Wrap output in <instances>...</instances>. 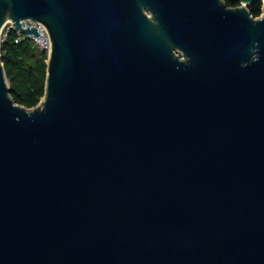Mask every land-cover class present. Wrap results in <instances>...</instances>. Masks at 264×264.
<instances>
[{"label":"water","instance_id":"95a60500","mask_svg":"<svg viewBox=\"0 0 264 264\" xmlns=\"http://www.w3.org/2000/svg\"><path fill=\"white\" fill-rule=\"evenodd\" d=\"M230 1L0 0V264H264V11ZM28 19L33 108L1 54Z\"/></svg>","mask_w":264,"mask_h":264},{"label":"trees","instance_id":"16d2710c","mask_svg":"<svg viewBox=\"0 0 264 264\" xmlns=\"http://www.w3.org/2000/svg\"><path fill=\"white\" fill-rule=\"evenodd\" d=\"M230 6L239 4L225 0ZM255 17L264 11L263 0L249 6ZM17 30L10 29L1 42L2 61L9 83L13 85L11 95L15 101L29 108L36 107L46 93L49 52L38 48L30 38L20 39Z\"/></svg>","mask_w":264,"mask_h":264},{"label":"built area","instance_id":"2783aa9c","mask_svg":"<svg viewBox=\"0 0 264 264\" xmlns=\"http://www.w3.org/2000/svg\"><path fill=\"white\" fill-rule=\"evenodd\" d=\"M22 25L24 28L36 27L41 33V35L37 36L33 33H26L24 32V30L19 29L17 30L18 35H19V37L16 40L17 42H19L20 39L30 38L35 41V44L38 46L40 50L48 51L49 53L51 52L52 39H51L50 32L44 23L40 21L28 19V20L22 21ZM12 28L15 29L14 22L12 20H8L2 29L1 42L6 38L9 30Z\"/></svg>","mask_w":264,"mask_h":264},{"label":"flooded vegetation","instance_id":"af4514ba","mask_svg":"<svg viewBox=\"0 0 264 264\" xmlns=\"http://www.w3.org/2000/svg\"><path fill=\"white\" fill-rule=\"evenodd\" d=\"M225 1V0H224ZM238 5H240V3L239 4H233V5H231V7H236V6H238ZM230 6V5H229Z\"/></svg>","mask_w":264,"mask_h":264},{"label":"rangeland","instance_id":"374dc122","mask_svg":"<svg viewBox=\"0 0 264 264\" xmlns=\"http://www.w3.org/2000/svg\"><path fill=\"white\" fill-rule=\"evenodd\" d=\"M263 4H264V0H263ZM177 53H178V54H180V52H179V51H177Z\"/></svg>","mask_w":264,"mask_h":264}]
</instances>
